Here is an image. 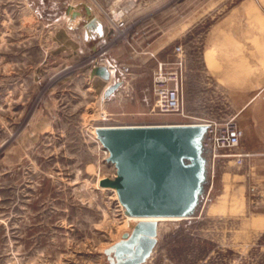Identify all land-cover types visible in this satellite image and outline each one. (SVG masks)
<instances>
[{
    "label": "rangeland",
    "instance_id": "374dc122",
    "mask_svg": "<svg viewBox=\"0 0 264 264\" xmlns=\"http://www.w3.org/2000/svg\"><path fill=\"white\" fill-rule=\"evenodd\" d=\"M242 1L0 0V264H109L105 250L137 223L126 222L114 189L102 186L115 180L116 167L94 127L236 116L204 48L216 26L242 29L228 36L242 47L264 43V0H256L255 20H226ZM84 4L102 22L127 9L129 31L86 45L80 30L66 26L68 8ZM249 51L247 66L259 54ZM178 56L187 77L185 116L151 114L157 64ZM106 58L116 71L109 81L92 79V61ZM203 155L196 205L188 218L158 222L144 264H264V180L254 175L253 155L241 163L229 151L214 161Z\"/></svg>",
    "mask_w": 264,
    "mask_h": 264
},
{
    "label": "water",
    "instance_id": "95a60500",
    "mask_svg": "<svg viewBox=\"0 0 264 264\" xmlns=\"http://www.w3.org/2000/svg\"><path fill=\"white\" fill-rule=\"evenodd\" d=\"M67 14L68 30L84 29L86 43L105 37L104 23L92 7L71 5ZM91 77L109 81L111 74L106 67L95 66ZM121 86L119 81L108 87L105 97L110 98ZM96 132L117 175L102 185L116 188L127 214L188 218L204 177V125H103ZM157 236V221H139L131 233L105 250L109 264H144L153 254Z\"/></svg>",
    "mask_w": 264,
    "mask_h": 264
},
{
    "label": "crops",
    "instance_id": "0c3cea01",
    "mask_svg": "<svg viewBox=\"0 0 264 264\" xmlns=\"http://www.w3.org/2000/svg\"><path fill=\"white\" fill-rule=\"evenodd\" d=\"M232 12L238 15L230 13L231 15L226 17V20L237 17L248 21L255 20L256 0H243ZM68 19L69 17L66 18V24ZM245 29L249 30L247 35H253L254 29L247 27L243 30ZM241 30L217 26L209 29V38L204 48V60L211 68L210 72L220 77L223 90L228 92L234 109L238 111L237 122L244 130L241 149L253 155L251 158L254 175L257 180H264V43H254V45L251 43L246 48L242 47L239 42L236 43L234 39L228 38L230 35H241ZM67 31L74 32L68 29ZM78 33L84 36V29H80ZM245 50L259 53L255 54L254 58L251 54L249 55L248 66ZM176 59L177 57L172 61ZM187 109L189 110L188 106ZM191 113L201 114L202 112Z\"/></svg>",
    "mask_w": 264,
    "mask_h": 264
},
{
    "label": "built area",
    "instance_id": "2783aa9c",
    "mask_svg": "<svg viewBox=\"0 0 264 264\" xmlns=\"http://www.w3.org/2000/svg\"><path fill=\"white\" fill-rule=\"evenodd\" d=\"M131 1V0H129ZM127 9H119L105 16L104 27L105 36H124L129 31L126 23ZM100 43H106L104 37ZM103 48H100L102 50ZM182 48H178L181 51ZM98 59V58H97ZM92 61L93 66H104L110 74L116 71V65L108 58ZM185 60L178 56L175 61L161 62L157 64V68L153 74L152 92L155 103L151 108V114H178L185 116ZM116 83V82H115ZM206 127L203 137V153L209 154L207 159L214 161L219 157V151H229V156H233L239 163L244 159L251 157L252 154L242 151L241 141L244 137V130L237 122V117L233 116L222 121L216 119H207L201 123ZM103 153L110 156L109 151L99 142ZM116 178V173L114 175ZM118 207L123 211L124 206L117 200Z\"/></svg>",
    "mask_w": 264,
    "mask_h": 264
},
{
    "label": "bare ground",
    "instance_id": "6f19581e",
    "mask_svg": "<svg viewBox=\"0 0 264 264\" xmlns=\"http://www.w3.org/2000/svg\"><path fill=\"white\" fill-rule=\"evenodd\" d=\"M99 18V17H98ZM100 19V18H99ZM101 20V19H100ZM105 44V43H104ZM102 45H103V43H102ZM99 48H105V45L104 46H101V47H99ZM92 78V77H91ZM93 79V78H92ZM197 125L199 124V125H202L201 123H196ZM97 127L98 126H95L94 127V132H95V136H96V138L98 139V141L100 142V140H99V138H98V135H97V132H96V130H97ZM196 141H198V140H196ZM101 143V142H100ZM103 187H108V188H112V189H114V192H115V194H116V196L118 197V199H119V196H118V192H117V190H116V188H113V187H110V186H104V185H102ZM120 201V200H119ZM122 204V203H121ZM123 205V204H122ZM124 206V205H123ZM124 208H125V206H124ZM126 209V208H125ZM126 214H127V209H126ZM128 216H126V222L128 223V222H130L131 224H136V223H138L139 221H143V220H148V221H157V222H161V221H180V220H183V219H185V218H182V217H136V216H131V215H129V214H127ZM134 227V226H133Z\"/></svg>",
    "mask_w": 264,
    "mask_h": 264
}]
</instances>
